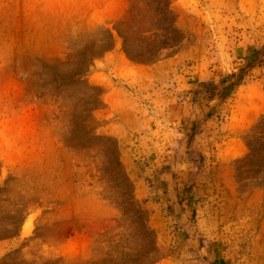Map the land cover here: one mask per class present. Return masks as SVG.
Masks as SVG:
<instances>
[{
    "label": "rangeland",
    "instance_id": "rangeland-1",
    "mask_svg": "<svg viewBox=\"0 0 264 264\" xmlns=\"http://www.w3.org/2000/svg\"><path fill=\"white\" fill-rule=\"evenodd\" d=\"M264 0H0V264H264ZM209 113V114H208Z\"/></svg>",
    "mask_w": 264,
    "mask_h": 264
},
{
    "label": "trees",
    "instance_id": "trees-1",
    "mask_svg": "<svg viewBox=\"0 0 264 264\" xmlns=\"http://www.w3.org/2000/svg\"><path fill=\"white\" fill-rule=\"evenodd\" d=\"M261 63H264V48L262 50L249 48L248 53L245 55V64L237 72L222 76L218 84L211 81L199 84L202 88V96L206 100H212L214 97L223 99L229 96L234 88L240 84L245 73L250 68Z\"/></svg>",
    "mask_w": 264,
    "mask_h": 264
}]
</instances>
